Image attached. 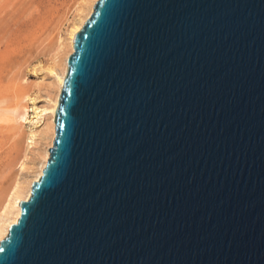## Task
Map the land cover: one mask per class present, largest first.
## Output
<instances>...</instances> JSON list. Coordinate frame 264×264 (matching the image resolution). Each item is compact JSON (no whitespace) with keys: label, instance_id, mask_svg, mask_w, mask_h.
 <instances>
[{"label":"water","instance_id":"95a60500","mask_svg":"<svg viewBox=\"0 0 264 264\" xmlns=\"http://www.w3.org/2000/svg\"><path fill=\"white\" fill-rule=\"evenodd\" d=\"M0 264H264V0H96Z\"/></svg>","mask_w":264,"mask_h":264},{"label":"rangeland","instance_id":"374dc122","mask_svg":"<svg viewBox=\"0 0 264 264\" xmlns=\"http://www.w3.org/2000/svg\"><path fill=\"white\" fill-rule=\"evenodd\" d=\"M77 3V0H0L1 99L13 100L28 92L37 98L38 106L45 104L46 88L52 80L45 67L52 61L55 41L63 36ZM28 125L16 129L0 123V197L7 193L16 177L31 175L28 166L34 160L38 162L34 156L38 146H26ZM21 160L25 164L22 170Z\"/></svg>","mask_w":264,"mask_h":264},{"label":"bare ground","instance_id":"6f19581e","mask_svg":"<svg viewBox=\"0 0 264 264\" xmlns=\"http://www.w3.org/2000/svg\"><path fill=\"white\" fill-rule=\"evenodd\" d=\"M77 1L74 16L66 27L63 36H58L55 41L54 56L50 64L45 67V71L47 70L52 77L46 88L45 104L38 106L37 98L28 92L15 96L13 100L9 101L6 98H0V123L9 124L16 129H21L25 124H29L26 146L30 145L31 148L38 146L34 151L35 159L37 158L38 162L36 163L34 160L28 166L31 175L22 178L16 177L7 193L0 197V240L7 235L9 226L17 221L20 215L19 202L28 199L30 196L31 184L42 174V169L49 156L48 148L52 146L54 138L55 110L66 74L67 57L73 50V39L76 32L81 29L86 18L92 12L96 0ZM19 163L20 170L24 169V162Z\"/></svg>","mask_w":264,"mask_h":264}]
</instances>
